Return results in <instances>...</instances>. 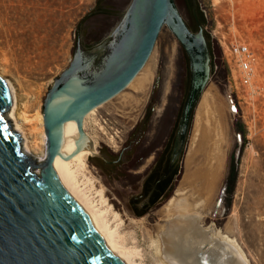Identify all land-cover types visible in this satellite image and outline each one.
Instances as JSON below:
<instances>
[{"label":"rangeland","instance_id":"1","mask_svg":"<svg viewBox=\"0 0 264 264\" xmlns=\"http://www.w3.org/2000/svg\"><path fill=\"white\" fill-rule=\"evenodd\" d=\"M131 1L34 0V12L47 11L48 14L41 29L34 32L31 65L16 71L10 64L6 74L12 82H21L33 93L30 101L33 106L28 110L30 118L42 115L44 100L55 77L72 61L80 26L85 28L84 33L91 32L86 42L94 45L119 24ZM100 2L107 8L108 17H93ZM174 2L183 18H190L191 11L184 0ZM196 3L207 21L203 29L208 32L220 57L193 110L182 175L196 120L199 119L202 126L208 124L213 128L216 122L221 123L227 146L217 187L210 196L208 210L202 215L204 226H213L236 241L248 264H264V0H196ZM14 4L10 0H0V16L10 24L23 18L27 10L25 5L22 6L19 17L13 10ZM22 31L19 28L16 32L20 34ZM231 42L245 43L254 55V73L249 86L243 85L239 76L233 77L224 59L223 48ZM186 63V54L177 38L167 26H163L150 57L138 73L140 75L146 66H152L153 78L146 95L133 107L119 108L118 98L129 92L128 85L120 94L99 106L94 115L84 119L87 139H94L97 146L109 145L110 152L116 151L119 139H123L148 103L154 112L155 136L158 140L163 138L170 129L184 92ZM1 68L0 64V72ZM33 124L37 129L30 133L28 129ZM25 132L26 138L17 132L20 146L23 148L26 144L32 159L39 163L46 146L43 119L42 125L31 122ZM91 155L89 153L84 159L83 180L93 185V191H102L107 208L118 213L128 226L125 231L132 230L134 222L143 221L146 228L152 230L154 225L162 222L158 217L162 206L143 217L132 214L126 206L127 196L122 193L121 197H116L110 192L100 173L91 165ZM232 164L236 170L233 183L227 181Z\"/></svg>","mask_w":264,"mask_h":264},{"label":"water","instance_id":"2","mask_svg":"<svg viewBox=\"0 0 264 264\" xmlns=\"http://www.w3.org/2000/svg\"><path fill=\"white\" fill-rule=\"evenodd\" d=\"M163 26L177 38L190 70L178 129V154L210 68L203 28L192 32L174 0H132L110 36L117 38L103 71L89 82L74 75L85 61L80 50L76 51L42 106L46 146L39 163L22 152L19 134L8 119L12 93L0 79V264H129L99 221L68 191L62 170L53 164L61 154L63 125L73 121L77 133L74 151L62 154L67 160L87 139L85 116L134 80Z\"/></svg>","mask_w":264,"mask_h":264},{"label":"bare ground","instance_id":"3","mask_svg":"<svg viewBox=\"0 0 264 264\" xmlns=\"http://www.w3.org/2000/svg\"><path fill=\"white\" fill-rule=\"evenodd\" d=\"M10 1L12 4L17 3L13 10L19 17L22 6L25 5L27 10L23 13L24 17L13 24L0 16V79L9 88V93H12L8 119H12L14 131L26 138L27 126L34 121L42 125V115L37 114L33 118L28 116V110L33 106L30 105L33 93L21 82H12L6 76L7 68L12 64L17 71L20 67L31 65L34 32L41 29L48 13L34 12V0ZM19 28L23 29L20 34L16 32ZM25 38L30 42H26ZM152 78V66L148 65L129 84V92L118 98V107L124 109L139 104ZM97 108L85 118L94 115ZM36 129L33 124L28 130L33 133ZM76 134L73 121L63 125L61 154L57 155L53 167L62 170L68 191L99 221L113 246L129 264H248L240 245L213 226L205 227L202 217L217 187L227 146L221 123L216 122L213 128L208 124L202 126L200 120H196L184 173L173 196L159 210L158 217L162 222L154 225L153 230L146 228L144 222L140 221L133 223L132 230L125 231L128 226L118 213L107 208L102 191H93V185L83 180L84 159L94 152V139L85 138L81 143L82 148L69 159H64L63 155L75 149ZM28 149L25 144L22 152L33 160ZM43 155L41 153L40 160Z\"/></svg>","mask_w":264,"mask_h":264},{"label":"flooded vegetation","instance_id":"4","mask_svg":"<svg viewBox=\"0 0 264 264\" xmlns=\"http://www.w3.org/2000/svg\"><path fill=\"white\" fill-rule=\"evenodd\" d=\"M102 2L104 3V1ZM184 3L189 11H191L190 18H184V20L189 29L195 33L202 27L199 16L196 13V8L198 7L196 0H184ZM100 4L101 2L96 5L92 14L93 17H108L109 12L107 8ZM125 14L126 12L119 24L123 21ZM81 27L82 25L78 31L72 54L74 57L76 51L80 50L82 58L85 61H83L81 69L77 70L74 75L85 78L89 82L94 76L99 75L103 71L106 59L113 51L117 35L111 38L110 36L116 27L107 37L94 45H89L86 42V37L91 32L86 31L84 33L85 28ZM203 34L207 48H209L208 32L203 29ZM104 43L106 45L102 49L99 48ZM71 62L67 68L55 77L49 90L62 73L70 67ZM189 77V64L186 63L183 84L184 92L170 129L163 138L158 140L155 136L154 112L151 109V103H148L123 139H119L120 145L116 151H108L109 145L106 144L96 145V151L90 156L91 165L100 173L101 179H104L109 190H111L110 192L116 197H121L122 193L125 194L127 196L126 206L136 217H143L144 215L153 213L163 206L173 196L181 180L183 154L187 144L192 115L188 125L185 144L178 154L177 140L181 111L188 92Z\"/></svg>","mask_w":264,"mask_h":264},{"label":"built area","instance_id":"5","mask_svg":"<svg viewBox=\"0 0 264 264\" xmlns=\"http://www.w3.org/2000/svg\"><path fill=\"white\" fill-rule=\"evenodd\" d=\"M223 56L233 77L245 86H249L254 73V55L250 48L241 42H231L223 48Z\"/></svg>","mask_w":264,"mask_h":264},{"label":"trees","instance_id":"6","mask_svg":"<svg viewBox=\"0 0 264 264\" xmlns=\"http://www.w3.org/2000/svg\"><path fill=\"white\" fill-rule=\"evenodd\" d=\"M196 13L199 16V19L201 21L202 27H205L206 24H207V21H206L204 15H203L202 11H200L198 9V7L196 8ZM208 39L210 41V47H211V48L210 47L208 48L209 68H210V73H211L212 71L213 72L215 71V69L217 67L216 65L218 63V59H219L220 55H219V52L215 49V47H213V43H212V40L210 39L209 35H208ZM186 58H187V56H186ZM187 62H188V59H187ZM188 87H189V84H188ZM235 174H236L235 166H234V164H232V166L228 170V177H227L228 179H227V181H231L233 183L234 179H235ZM232 183H231V185H232Z\"/></svg>","mask_w":264,"mask_h":264}]
</instances>
